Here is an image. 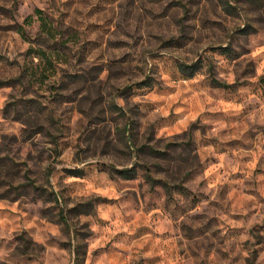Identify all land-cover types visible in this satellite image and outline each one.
Returning a JSON list of instances; mask_svg holds the SVG:
<instances>
[{"label":"rangeland","instance_id":"374dc122","mask_svg":"<svg viewBox=\"0 0 264 264\" xmlns=\"http://www.w3.org/2000/svg\"><path fill=\"white\" fill-rule=\"evenodd\" d=\"M258 2L0 0V264H264Z\"/></svg>","mask_w":264,"mask_h":264},{"label":"trees","instance_id":"16d2710c","mask_svg":"<svg viewBox=\"0 0 264 264\" xmlns=\"http://www.w3.org/2000/svg\"><path fill=\"white\" fill-rule=\"evenodd\" d=\"M246 1L252 2V3L257 2V4H258L257 7H259V5H261L258 2L259 0H246ZM262 5H263V3H262ZM237 29H238V32L242 33V34H248L250 32L256 31V27L254 26V24L251 22H247V21L243 22V24H241ZM222 49L227 50L228 48H227V46H222ZM179 68L181 69V72L183 75L190 76L199 68V63H198V61H193L190 63L180 62ZM212 80L215 83V85H221L224 87H228V86L232 85L231 83L220 81L219 79L214 78V77L212 78ZM3 83H4V81L0 79V86L3 85ZM258 83H259V86L262 90V95L264 97V73L259 75ZM151 149H153V148H151ZM116 170L120 173V175L122 177H125V178L132 177L134 174V166H125L122 168H116ZM68 171H70L71 173H79L81 170L78 168H69ZM59 217H60V220L65 225H67V220H66V217L64 215L62 207L59 210ZM81 247H82V245H80V244H76L74 246V256H73V259H72L70 264H83L82 259H83L84 251L81 249Z\"/></svg>","mask_w":264,"mask_h":264}]
</instances>
